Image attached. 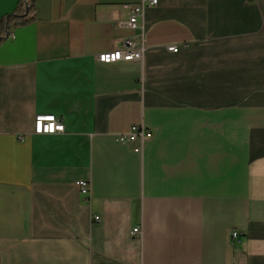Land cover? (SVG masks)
Wrapping results in <instances>:
<instances>
[{
    "label": "crops",
    "instance_id": "obj_1",
    "mask_svg": "<svg viewBox=\"0 0 264 264\" xmlns=\"http://www.w3.org/2000/svg\"><path fill=\"white\" fill-rule=\"evenodd\" d=\"M140 1L36 0L0 43V264H264V0H159L131 29ZM130 37L141 61L97 60ZM136 124L141 152L115 138Z\"/></svg>",
    "mask_w": 264,
    "mask_h": 264
},
{
    "label": "built area",
    "instance_id": "obj_2",
    "mask_svg": "<svg viewBox=\"0 0 264 264\" xmlns=\"http://www.w3.org/2000/svg\"><path fill=\"white\" fill-rule=\"evenodd\" d=\"M159 0H141L137 4L125 3L124 9L129 12V18L125 22L126 26L131 29H139L142 27L144 12L147 6L158 5ZM168 51L178 52L179 46L170 44L167 46ZM145 50L144 42L137 41L136 37L125 39L120 46L111 50L99 53L97 60L103 63L114 62H131L141 61ZM65 132V124L63 119L51 113H38L35 116L34 133L36 134H57ZM153 136V132L146 128L143 124L132 125L128 131L117 133L115 138L118 142L128 144L133 147L134 151L141 152L145 141ZM23 137L21 136V139ZM81 193L86 196H91V182L89 180H79L76 182ZM96 220L99 216L94 217ZM139 232L136 227L133 230L134 234ZM233 236L236 237L237 233L234 232Z\"/></svg>",
    "mask_w": 264,
    "mask_h": 264
},
{
    "label": "trees",
    "instance_id": "obj_3",
    "mask_svg": "<svg viewBox=\"0 0 264 264\" xmlns=\"http://www.w3.org/2000/svg\"><path fill=\"white\" fill-rule=\"evenodd\" d=\"M36 0H19L16 9L0 20V43L10 35V31L19 26H27L35 20L33 14Z\"/></svg>",
    "mask_w": 264,
    "mask_h": 264
}]
</instances>
